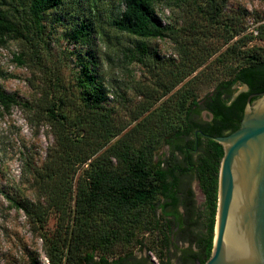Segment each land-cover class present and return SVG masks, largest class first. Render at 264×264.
<instances>
[{"label": "rangeland", "instance_id": "1", "mask_svg": "<svg viewBox=\"0 0 264 264\" xmlns=\"http://www.w3.org/2000/svg\"><path fill=\"white\" fill-rule=\"evenodd\" d=\"M16 1L0 0V10L15 14ZM210 1L155 0L166 26L163 37L143 39L111 27L110 19L124 9L121 0H69L45 13L39 33L25 29L24 20L14 32L0 33V89L16 100L0 111V264H49V239L65 238L73 225L70 209L92 169L91 160L81 163V152L96 137L71 126L75 121L87 127L91 109L110 116V142L94 157L120 139L140 147V138L150 140L146 128L183 125L182 99H202L250 64L251 53L264 57V0H213L220 14ZM82 19L92 23L90 36L76 37L73 31ZM178 77L184 80L163 94ZM246 88L235 85L236 92ZM62 97L66 102L59 103ZM54 105L58 115L68 116L62 127L50 113ZM145 108V116L137 118ZM211 117L205 110L199 115L202 120ZM60 130L84 139L59 138ZM171 155L170 147L159 143L153 158L156 162ZM190 183L196 201L193 233L207 237L210 205L200 181ZM162 202L159 197L158 205ZM20 203L30 207L32 216ZM179 210L183 213V206ZM40 211L45 224L37 220ZM145 211L140 224L126 221L124 234H135L127 245L116 247L114 256L132 252L150 263L181 264L179 251L199 250L195 241L166 246L171 232L161 209L157 223ZM108 219L97 217L93 227L109 233Z\"/></svg>", "mask_w": 264, "mask_h": 264}, {"label": "trees", "instance_id": "2", "mask_svg": "<svg viewBox=\"0 0 264 264\" xmlns=\"http://www.w3.org/2000/svg\"><path fill=\"white\" fill-rule=\"evenodd\" d=\"M20 1L22 0L16 1L15 14L9 15L6 11L0 10V33L14 32L23 25L22 20L25 29H33L39 33L42 31L45 13L69 0H29L24 5ZM121 1L124 9L110 19L111 27L143 39L166 36V26L156 12L155 0ZM210 2L216 13L220 14L221 7L213 0ZM91 26V22L82 19L80 26L75 28L73 33L76 37L90 36L88 28ZM146 50V47L142 46V54H145ZM249 58L250 64L237 69L230 79L220 81L214 90L202 99L194 96L189 103H186L185 99L180 101L178 106L184 109L182 126L169 127L161 123L163 128H146L150 140L144 142V139L140 138V147L120 139L107 147L103 154L94 157L110 142L109 133L113 128L109 121L110 116L91 109L87 113L91 124L83 127L82 121H75L71 125L79 132L85 130L91 136H96L85 142L86 148L81 152L85 155L81 163L91 160L92 169H88L86 183L78 187L75 209L73 211L70 209V214H74V218L70 221H73V225L68 227L67 236L63 239H49L51 242L47 248L49 264H147L146 259H138L132 252L119 256L113 254L119 244L124 247L131 241L130 236L133 237L135 234V231L124 234L123 230L127 229L126 221L140 224L146 209L152 214L153 222L157 223L159 208L171 232L167 237L166 246L177 247L173 235L177 241L190 244L195 241L199 250H192V253L185 251L180 258L184 262L191 258L194 264L206 263L214 244L219 172L224 156L223 145L209 136H222L237 130L244 116L249 96L264 92V57L253 52ZM95 77L92 75L93 79ZM175 80L166 86L163 94L174 89L184 77ZM237 84L247 85L248 90L236 95ZM85 85L86 81L83 82V86ZM96 97L101 99L100 96ZM255 99L256 97H253L252 101ZM15 102L14 97L0 89V111L2 107L9 108ZM60 102L66 101L62 97ZM86 105L90 104L86 103ZM57 108L54 105L50 108V113L62 127L66 124L68 116L64 113L58 115ZM148 110L149 108H145L139 111L136 117L143 116ZM204 110L211 114V119L199 118ZM140 125L141 122L136 126L137 135ZM63 134L72 141L71 132L64 133L60 130L59 138H62ZM131 134L127 133V135ZM83 139L84 136L73 140L82 142ZM159 143L167 144L172 155L155 162L154 152ZM193 179L200 181L211 209L207 237L196 236L193 233L196 212L195 195L190 183ZM159 197L163 200L160 206L157 203ZM18 206L23 208L27 215L32 216L29 206L22 203ZM180 206L184 208L183 213L179 210ZM103 215L109 218L111 227L109 233L106 230L101 231V226L93 227L94 220ZM37 220L45 224L47 221L45 213L40 211ZM34 264H38V261H34Z\"/></svg>", "mask_w": 264, "mask_h": 264}, {"label": "water", "instance_id": "3", "mask_svg": "<svg viewBox=\"0 0 264 264\" xmlns=\"http://www.w3.org/2000/svg\"><path fill=\"white\" fill-rule=\"evenodd\" d=\"M209 137L223 145L224 156L217 238L205 264H264V92L249 96L237 130Z\"/></svg>", "mask_w": 264, "mask_h": 264}, {"label": "flooded vegetation", "instance_id": "4", "mask_svg": "<svg viewBox=\"0 0 264 264\" xmlns=\"http://www.w3.org/2000/svg\"><path fill=\"white\" fill-rule=\"evenodd\" d=\"M172 238H173V240H174V242L175 243H178V242H180V241H177L176 239H174V235L172 236ZM196 251V250H194V249H191V250H189L188 248H185V249H183L182 250V252L180 251L179 252V261H181L182 259L180 258L181 257V255L183 256V254H185L184 252L186 251V252H188V253H192L191 251ZM147 264H151L150 262H147ZM181 264H194V262H193V260L190 258L188 261H181ZM197 264H200V262H197Z\"/></svg>", "mask_w": 264, "mask_h": 264}, {"label": "bare ground", "instance_id": "5", "mask_svg": "<svg viewBox=\"0 0 264 264\" xmlns=\"http://www.w3.org/2000/svg\"><path fill=\"white\" fill-rule=\"evenodd\" d=\"M217 230L215 229V231H214V233H215V236H214V241L216 240V238H217V232H216Z\"/></svg>", "mask_w": 264, "mask_h": 264}, {"label": "built area", "instance_id": "6", "mask_svg": "<svg viewBox=\"0 0 264 264\" xmlns=\"http://www.w3.org/2000/svg\"><path fill=\"white\" fill-rule=\"evenodd\" d=\"M157 264V263H156Z\"/></svg>", "mask_w": 264, "mask_h": 264}]
</instances>
